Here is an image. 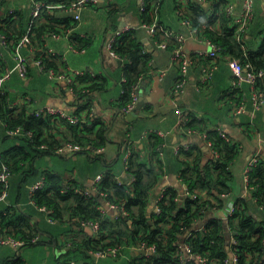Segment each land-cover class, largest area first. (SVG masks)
Instances as JSON below:
<instances>
[{
    "label": "crops",
    "instance_id": "crops-1",
    "mask_svg": "<svg viewBox=\"0 0 264 264\" xmlns=\"http://www.w3.org/2000/svg\"><path fill=\"white\" fill-rule=\"evenodd\" d=\"M33 1L36 0H0V21H4L0 25L2 29L8 31L5 35L16 41L13 42L10 39L9 47L0 44V69L14 68L16 64L13 48L30 25ZM44 1L57 4L60 0ZM144 1L98 0L97 3L86 5L80 10L79 21L74 20L72 12L53 7L43 10L40 16L33 20L30 42L19 46V51L28 60L26 74L21 76L17 70H13L10 77L1 85L8 106L12 107L23 100L25 109L42 105L64 108L68 111L78 109L83 113L91 109L95 116L107 123L108 140L102 154L104 160L84 152L71 155L42 154L34 161L36 175L30 176L27 179L28 182L17 186L21 195H18L16 191L10 194L12 177L10 178L9 198L0 202V212L8 206V215L12 216L13 207H17L16 214H23L29 219V224L37 229L38 234L35 235H38L41 243L21 247L11 244L0 246V264H8L15 260L29 264H54L56 258L67 248L75 249L79 246L82 250V246L78 243L92 232L89 226L81 229L74 223L50 222L43 211L28 202L30 185L46 170L61 176L65 183L72 181L80 191H86L92 188L95 176L99 173L103 174L108 168L116 175V178H127L123 161L119 157L120 151L125 147L129 146L140 159L151 162L154 158V156L151 157V144L156 136L160 143L155 146L156 160L151 163L158 174L153 173L156 175L157 182L151 192L148 211L154 210L155 198L167 187L176 188L181 195L180 199L185 196L183 189L187 184L180 176L184 168L183 161L196 157L203 168L213 158V152L201 133L190 134L178 127L181 110L186 112L188 118V114H193L194 118L206 128L220 127L231 140L237 143L235 156L229 165L231 176L227 180L228 191L225 194L226 202L223 208L243 199L248 213L264 227V207L256 202L252 194L253 187H247L243 178L244 167L255 153H259L262 161L264 160V106L261 108L252 106L249 100L250 87L244 80L242 88L247 94L248 110L238 115L230 112L231 100L223 98V93L229 87L233 77L226 59H219L218 68L211 81L201 89L197 88L200 77L199 66L192 65L184 90L179 94L171 95L172 86L179 77V68L171 62L170 50L157 48L147 36L143 27L147 15H143L140 10ZM227 1L234 5L233 20L235 21L241 0ZM203 9L208 18L213 15L210 0H160L157 18L163 26L187 34L188 29L181 23V18L189 17L193 20L197 15L195 11H203ZM254 10V18L243 36L245 48L253 51L261 44L264 31V10L261 0H255ZM215 17L210 18L215 20L210 26L212 30L221 26L219 18ZM198 19L201 21L200 18ZM43 25L52 27L49 31L36 34L34 32L36 28ZM123 25L130 26L131 31L139 37L142 43L140 47L148 54V61L151 60L152 65L168 69L162 80H156L151 73L140 82L137 103L140 105V111L146 115L137 114L136 118L131 119L126 117L127 112L124 113L117 104L121 95L120 77L123 58L109 57L103 48L108 33ZM67 29L70 30L67 32ZM53 33L59 35L56 36ZM206 47V44L200 42L195 36L188 37L185 43L186 52L191 53L197 48ZM48 51L56 53L53 56L55 59L52 60L54 66L61 67L65 64L74 69L91 71L95 74L94 76H99V86L94 88L88 96L89 104L86 103L85 98L77 99L65 81L53 82L46 72L41 71L32 62L40 52L47 55ZM85 83L80 82L79 85L88 84ZM56 126L58 127L56 130H59L56 135L59 138L62 135L61 131L64 135H71L64 125L56 124ZM147 129L162 131V134L151 132L143 137L142 134ZM9 142L17 143L14 139H10ZM11 144L5 147L8 148ZM178 146L182 149L180 153L174 151V147ZM2 147L0 143V148L3 149ZM187 149H191V156L183 152ZM26 170H28L27 165ZM144 176L146 177V174ZM101 204L107 215L114 217L118 214L115 209L107 208L105 202ZM223 208L204 212L200 219L191 225V228H200L209 218L220 216L219 212ZM15 229L19 228L15 227ZM137 256V251L130 246L120 257H102L98 260V264H133V259Z\"/></svg>",
    "mask_w": 264,
    "mask_h": 264
},
{
    "label": "trees",
    "instance_id": "trees-1",
    "mask_svg": "<svg viewBox=\"0 0 264 264\" xmlns=\"http://www.w3.org/2000/svg\"><path fill=\"white\" fill-rule=\"evenodd\" d=\"M226 1L216 0L210 4L213 11L210 18L215 16V18H219L220 28L216 30L210 28L215 20L208 18L204 9L203 11H195L197 15L193 20L190 18L194 27L202 35L220 44L223 51L219 59H226L227 61L229 57H236L242 64L249 61L254 69L264 68V36L257 49L254 51L246 49L244 34L242 35L243 39L238 41L234 34V28L229 25L232 17L225 14L224 4ZM198 5L200 6V4ZM150 8L148 3L146 9L142 11L143 15H147L146 21L151 19ZM3 22L0 21L1 24ZM1 26L0 33H8ZM51 27L50 25H43L36 28L34 32L40 34L46 30L49 31ZM10 39L16 42L14 39ZM141 44L139 37L133 31H129L120 37L115 47L118 54L123 58L121 75L126 77V81L121 84L124 92L121 93L117 101L120 109L130 99L131 85L147 68L149 57L142 51ZM171 47L170 45L168 49L170 50ZM38 56L43 57L47 67H57L52 61L55 58L47 56L43 52H40ZM98 79L99 76H82L80 82L88 84L83 87L84 89L74 87L76 92L74 96L77 99L85 98L86 103L89 104L88 96L94 88L99 86ZM257 86L263 90L264 79L259 80ZM188 115L186 125L200 131H206L208 138L213 140L214 147L220 153V157L214 158L213 155L211 161L203 168H201L199 159L196 157H193L192 160H184V168L180 176L182 181L187 184L188 189L196 195L195 197L185 195L180 199L181 195L176 188L167 187L164 189L163 197L159 200V205L162 208L159 214H156L154 210L148 211L151 192L157 182L156 175L153 173L158 174L155 172L156 170L154 171V166L151 163L156 160L154 152L157 153V150L155 146L160 143L156 136H154L155 139L151 144V157L154 156V158L151 162L148 160L150 164L144 159H140L139 155L132 151L129 167L125 170L127 178L121 177L119 182L116 175L108 168L103 173L99 183V189L106 192V195L102 197L104 201L108 200L123 205L128 211L127 215L120 212L114 217L107 215L105 211L99 209L103 201L100 200L98 193L86 194L84 191H80L72 181L65 183L61 176L53 174L49 170L40 174L38 179L43 175L45 185L35 191L33 200L36 205L51 208L52 215L56 219L55 222L74 223L81 229L84 227L83 221H97L99 223L98 235L95 238H92L90 234L78 243L82 246V250L79 246L75 249L67 248L62 255L56 258L54 264H69L71 260L80 264H89L92 260L90 254L92 249L120 244L124 253L125 249L142 241L153 244L155 251L148 258L137 256L136 259H133V264L138 262L141 264H214V262H217L216 264H228L224 262L230 253L226 248L229 244V237L226 238V232L230 234L234 232L233 235L237 239V243L230 244V247L235 249L238 254V264H264V227L248 213L243 199L234 202V210L227 216L226 221L221 216H215L209 218L202 227L191 228V225L199 220L204 212L218 210L225 205V194L228 191L227 180L231 176L229 165L235 156L236 146L222 137L216 129L206 128L194 118L193 114ZM0 118L7 124V127L21 125L33 132L32 137L24 134L13 136L6 133V127L0 124V143L3 145V149L0 148V161L10 169V178L12 177L10 194L16 191L18 195H21L17 186L28 182L27 179L30 176L36 175V170L33 167L36 158L44 153H55V148L67 138L79 143H94L95 145H105L108 140L107 123L95 115L90 119V126H87L86 123L70 124L60 120L59 124H64L65 129L71 135H64L61 131L62 135L59 138L56 135L59 132L56 130L58 127L52 123L49 116L27 115L23 110L14 112L13 107L8 106L3 89L0 90ZM10 139H14L17 143L11 144ZM44 143L47 147H40ZM7 144L11 145L6 148ZM122 151L123 149L119 155L121 160ZM183 152L191 156V149ZM97 157L103 158L102 155ZM26 165L28 170H26ZM249 175L248 185L253 187L252 194L256 202L264 207V160L261 159L251 169ZM2 190L3 186L0 183V193ZM8 193L9 186L5 200L9 198ZM203 193H206L205 197ZM16 209L17 207H13L14 214L12 216L8 215V206L0 212V235L11 234L18 237L25 242L22 246L41 243L40 240L31 242V238L38 234L37 229L29 224V219L26 216L16 214ZM15 227L19 229L17 230ZM181 242H186L190 246L191 255L189 259L184 260L180 257V254L184 256L183 251L179 248ZM198 257L205 258V262H199ZM17 261H11L8 264L22 263L20 260Z\"/></svg>",
    "mask_w": 264,
    "mask_h": 264
},
{
    "label": "built area",
    "instance_id": "built-area-1",
    "mask_svg": "<svg viewBox=\"0 0 264 264\" xmlns=\"http://www.w3.org/2000/svg\"><path fill=\"white\" fill-rule=\"evenodd\" d=\"M200 1H207V0H200ZM216 0H210V4H213ZM98 0H60L57 4H51L47 1H33L32 5V12L31 17L32 20L30 22V25L27 29V31L24 33V35L19 39L16 46L13 48V56L16 59V64L14 68H5L0 69V90L2 83L10 77L13 70H17L21 76H25L26 74V67L28 64V60L26 57L19 51V46L23 43H29L30 37L32 35V25L33 20L38 18L41 14V12L45 9H50L53 7H60L64 8L66 11H70L73 13V18L76 21L80 20V10L89 4H95ZM262 7L264 10V0H261ZM148 3L150 4V12H151V19L148 21L143 22L144 30L149 37V39L152 41V43L160 49H168L170 48V58L171 62L176 64L179 68V77L172 86L171 95L179 94L184 90L185 85L187 84L188 80V73L189 69L192 65H198L200 70V77L198 81V89L204 88L212 79L214 72L218 68V61L219 58L222 56L223 48L218 44L217 42L213 41L211 38L204 36L198 31L196 27H194L192 21L190 18L182 17L181 23L187 27L188 33L185 34L182 31L174 30L171 28H168L166 26H163L158 18V7L160 0H145L141 6L140 10L141 12L146 9ZM254 3L255 0H241L239 11L237 12V18L234 21L233 17L235 15V8L234 5L226 1L224 4V11L227 16L232 17V20L229 22V25L234 28V34L238 41H241L242 35L247 30L250 22L254 18L255 10H254ZM67 29L66 31L68 32ZM131 31V27L128 25H123L120 27H117L110 31L105 39L103 48L106 55L109 57H114L116 59H122L121 56L116 51V45L119 42L120 37L126 33ZM66 32V33H67ZM65 33V34H66ZM54 35L58 36L56 33H53ZM195 36L197 37L200 42H203L206 44V48H197L195 51L186 52L185 50V43L187 41L188 37ZM264 36V31L263 35ZM0 44L4 47L11 46L10 39L5 34H0ZM73 49V47H72ZM49 54V55H48ZM56 53L52 51H48L47 56L53 57ZM55 58V57H53ZM41 71H44L47 73V75L50 77V79L53 82H59V81H65L68 84V88L71 90L73 94H75V88L74 87H85V85H79L80 84V78L84 75H90L94 76L95 74L91 71H83L80 69H74L67 65H63L61 67H47L46 63L41 56H35L32 61ZM228 65L231 68L233 77L231 78L229 87L224 91L223 98H229L231 100V110L230 112L233 115H238L246 110H248V98L246 91L242 88V82L245 80L250 87L249 91V100L254 108H261L264 106V88L263 90L257 86V83L259 80L264 79V68L254 69L252 67V64L249 61H246L245 63H241L240 60H238L236 57H229L227 59ZM147 71L141 73L137 79V81L131 85L130 89V99L129 101L122 107V110L124 113L132 110L135 105L137 104L138 98H139V89H140V82L145 79L148 74L153 73L156 80H162L168 69L167 67H155V65H152L151 60L148 61L147 64ZM153 71V72H152ZM245 74H244V73ZM149 76V75H148ZM126 81V77L124 75H121L120 82L123 84ZM84 91V90H83ZM124 92L123 86H121V93ZM25 102L23 100H20L15 104L13 107L14 112L24 111L27 115H34L37 117H50L52 123L59 124V121L68 122L70 124H79V123H86L87 126L91 125L90 119L94 115L92 110H89L85 113L76 111L75 109L72 110H66L64 108H58L50 105H42L38 107H33L29 109H25L23 107ZM188 121V117L186 115V112L184 110L179 111V118H178V127L182 129L183 131H186L187 133H201L204 138L206 139L208 145L211 147L214 158H219L220 153L215 149L214 142L211 138H208V135L206 131H200L195 128L188 127L186 125V122ZM0 124L4 125L6 127V133L9 135H20L24 134L28 137H32L33 132L32 130L25 129L21 125H15L14 127H7V124L0 118ZM60 125V124H59ZM64 125V124H63ZM218 133L224 137L225 139L231 141L232 143L237 145V143L230 139V137L220 128H215ZM154 132L158 134H162V131H155L153 129H147L144 131L142 136H147L149 133ZM40 147H47V145L41 144ZM264 148V146H263ZM55 153L57 154H63V155H71L77 152H84L91 156H99L102 155L105 151L104 145H95L94 143H79L72 140H65L60 145H58L55 148ZM174 151L176 153H180L182 149L180 146L174 147ZM132 153V149L128 146L125 147L122 151V161L124 164V170H126L129 167V159ZM261 161V157L259 153H255L250 160L246 163L243 171V178L246 182L247 187H251L248 185L249 178H250V171L253 167H255L259 162ZM126 172V171H125ZM10 169L9 167L0 161V183L3 186V190L0 193V200H4L7 195V188L9 186V178H10ZM103 177L102 173H99L94 178V184L91 189H88L84 191L86 194H90L91 192L98 193L100 197H103L106 195V192H103L99 189V183ZM120 178L118 177V181L120 182ZM45 185V177L42 175L39 179H37L34 183L30 185L29 191H28V202L35 205L39 210L43 211L47 217V219L50 222H55L56 219L53 217L52 209L45 207V206H39L36 205L33 200V195L36 190L41 189ZM183 193L185 195H189L190 197H195V193L191 192L188 189V186L185 185L183 189ZM164 190L158 194V196L155 198L154 203V211L156 214H159L162 211L161 206L159 205V200L163 197ZM203 196H206V193H203ZM106 203L107 208L109 209H115L117 212H120L124 215L128 214V211L124 208L123 205H119L118 203L110 202L108 200L104 201ZM99 209L102 211H105L104 207L99 206ZM234 210V204H230L227 208H223L221 211L223 212V215L221 216L225 221L227 219V216L230 215ZM83 226H89L91 228V237L95 238L98 235L99 231V223L97 221H83ZM234 232L229 235V244L228 250L230 251L228 257L224 259L225 263L228 264H238V254L235 251V249H231L230 244L237 243V239L233 235ZM39 241L38 235H34L31 238V242H37ZM24 240L14 237L11 234L7 235H0V246L11 244L16 247H21L24 244ZM133 247L137 253L138 257L142 258H148L151 254L154 253L155 247L153 244H147L146 242L142 241L136 245L131 246ZM179 248L183 251L184 256L180 254L181 259H189L191 255V249L188 243L181 242ZM90 254L92 256V260L89 262V264H98V260L102 257L106 256H112L114 258H117L121 255H123L122 251V245L120 244H114V245H107L105 247H101L99 249H92L90 250ZM198 261L201 263L205 262V258L198 257ZM217 262H214L216 264ZM21 264H29L28 262H22ZM69 264H80L77 261L71 260ZM136 264H141V262H138Z\"/></svg>",
    "mask_w": 264,
    "mask_h": 264
},
{
    "label": "water",
    "instance_id": "water-1",
    "mask_svg": "<svg viewBox=\"0 0 264 264\" xmlns=\"http://www.w3.org/2000/svg\"><path fill=\"white\" fill-rule=\"evenodd\" d=\"M137 114H139V115H146V113H143L142 111H140V105H139V103H137L132 110H130V111H128L126 113V117L128 119L136 118ZM124 176H125V173H124ZM100 200L104 202V199L102 197H100ZM219 214H220V216H222L223 215V212L220 211ZM225 234H226V237L228 238L229 237L228 233L226 232ZM226 248L228 249V246H226Z\"/></svg>",
    "mask_w": 264,
    "mask_h": 264
},
{
    "label": "rangeland",
    "instance_id": "rangeland-1",
    "mask_svg": "<svg viewBox=\"0 0 264 264\" xmlns=\"http://www.w3.org/2000/svg\"><path fill=\"white\" fill-rule=\"evenodd\" d=\"M85 155V154H84Z\"/></svg>",
    "mask_w": 264,
    "mask_h": 264
}]
</instances>
